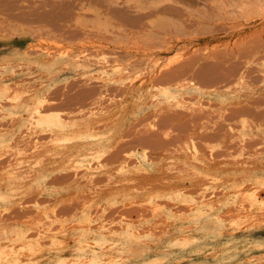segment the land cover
Returning a JSON list of instances; mask_svg holds the SVG:
<instances>
[{
    "label": "rangeland",
    "instance_id": "obj_1",
    "mask_svg": "<svg viewBox=\"0 0 264 264\" xmlns=\"http://www.w3.org/2000/svg\"><path fill=\"white\" fill-rule=\"evenodd\" d=\"M42 50L58 77L35 62ZM118 65L116 84L101 70ZM6 67L17 77L0 85V252L56 234L71 247L87 220L162 236L195 204L231 220L251 190L264 200V0H0Z\"/></svg>",
    "mask_w": 264,
    "mask_h": 264
},
{
    "label": "bare ground",
    "instance_id": "obj_2",
    "mask_svg": "<svg viewBox=\"0 0 264 264\" xmlns=\"http://www.w3.org/2000/svg\"><path fill=\"white\" fill-rule=\"evenodd\" d=\"M38 57H39L38 58L39 60L38 59H35V62L37 60V63L39 65V67L42 70H45L46 72L52 74L53 76L55 75L56 77H58L59 73H57L56 72V69L53 68L54 67V59H53L54 57L50 54V52L49 51L42 50L41 54H39ZM29 60L31 62H33L31 59H29ZM68 64L72 67V63L71 62L68 61ZM119 65L116 66L115 68H113V72H109L108 70L102 69L101 70L102 71V74L103 75H106V77H107V79L109 81H111L113 83H116V84L117 83H120L123 79H122V76H121L122 73H121V68H120ZM14 69L13 68L6 67L4 70H2V72H0V74H2L4 76L11 77L10 79H4V77L0 76V85H1L2 82H3V85L4 84H7L9 80H12L13 78H16L17 77L16 70H14ZM172 73H174V72H172ZM172 73H169L168 76L171 75ZM112 75H114V76H112ZM207 75H205V76H207ZM212 75H214V74H212ZM115 76L117 78H115ZM177 76H179V75H177ZM165 78H166V76H165ZM173 78H174V76H173ZM90 79H92V78H89L87 80L90 81ZM202 79L205 80L204 77ZM133 80L134 79H132V81ZM205 81L208 83L207 80H205ZM209 81H210V79H209ZM164 82H166V81H164ZM240 82H241V78H240ZM184 84L185 83H183V85ZM11 85H12V83H11ZM105 85L106 84H104V86ZM123 85L124 84H122V86ZM183 85H181V86H183ZM185 85L186 86L187 85L190 86L191 84L186 83ZM9 86H10V84H9ZM118 86L119 85H117L116 87L118 88ZM131 86H133V84ZM191 86H193V85H191ZM178 87L181 88L180 87V84H179ZM178 87H176V88H178ZM183 87H185V86H183ZM0 88H1V86H0ZM24 88L25 87H23V89ZM186 88H188V87H186ZM196 88H195V90H196ZM198 88H197V90H199ZM8 89H9V87H8ZM28 89H30V88H27V91H28ZM38 89H39V87H38ZM129 89L131 91V87ZM183 89H185V88H183ZM37 92H38V90H37ZM178 94L175 93V91H172L171 93H168V92L165 91L163 93V96L166 98V101L170 102V101H175L177 99V97H178ZM135 96H134V98H135ZM185 96H186V98H184V99H187V96H188V99L190 98L189 95H185ZM191 96H193V95H191ZM193 97H195V95ZM193 97H191L192 98L191 101L194 100ZM179 98H181V97H179ZM182 99H183V96H182ZM197 99L199 100L200 97L197 98ZM157 100H158V98H157ZM155 101H156V99H155ZM152 102H154V101H152ZM142 103H143V101H142ZM183 103H189V102H183V100H180V104H183ZM173 104L174 103H172V106H173ZM190 104H192V103H190ZM152 105H153V103H152ZM156 105H158V104L156 103ZM168 105H171V104H168ZM174 105H176V104H174ZM192 105H188L189 107H187V109H189L190 106H192ZM198 105H199L198 107L200 108V106L202 105V103L201 104H198ZM158 106H162V105H158ZM165 106L167 107V105H165ZM182 106L181 107H178L177 106V107L180 108V109L186 107V106H183V107ZM198 107L194 106L191 109L194 108L193 111L198 112V110L201 109V108L198 109ZM157 108H156V110H157ZM196 108L198 110H196ZM202 108H204V107H202ZM169 109H171V108H169ZM175 109H176V107H175ZM183 110H185V109H182V111ZM201 110L203 111L204 109H201ZM159 111H161V110H159ZM188 112H190V111H188ZM198 113H200V112H198ZM114 114H116V112ZM3 115H7V114H3ZM174 117H176V116H174ZM251 117H253V116H251ZM167 120H169V119H167ZM2 121H4V120H2ZM56 124L59 127L62 128L61 129L62 130L61 132L67 131V130H65L66 127L62 124V122H60L59 124L58 123H56ZM71 139L72 138H70L69 140H71ZM148 141L149 140H146L147 143H148ZM151 141H154V140L152 139ZM29 144H30V142H29ZM31 145H33V144H31ZM135 147H137V146H135ZM154 147H155V143H154ZM87 150L90 151L91 148L90 149H87ZM2 155L3 154L1 153L0 156H2ZM117 157H118V155H117ZM145 157H146L145 155L144 156H140V158L142 159V163L143 162L145 163V161H146L145 160ZM149 161H147V162H149ZM90 163H91L90 161H86L85 160V162L82 163L83 164L82 167H86V168H89L90 169V167H89L90 166L89 165ZM98 164L99 163H97V165ZM93 172H96V171H93ZM93 172H92V174H93ZM203 174H205V173H203ZM87 175H88V173H87ZM80 180H81V178L79 179V181ZM82 181H83V179H82ZM88 181H89V179H88ZM92 181H94L93 178H92ZM77 185H80V184H77ZM251 191H252L251 194L249 193L251 195L250 196V199H248L249 202H250V204H249L250 208H248V211H245L246 210L245 209L243 212L240 211V213H239V210H237V208L235 207V210H237V211H235V213L238 212L237 213L238 214V217L234 218L237 215H235V213H233L234 216H232L231 213H230L229 216L230 217H233V219H231L230 217H228V218H230L231 220H229V219L227 220L226 218H224V216H226V215H223L222 214V215L219 216L217 214L216 210H214V209L211 208V205L209 206V209H206L204 207H201V206H198V205L195 204L196 207H193L194 208V212H191L193 210H191V205H189L190 207L188 206L189 208L187 210L190 209L191 210L190 212L193 213V214H190L189 217H187L186 219H183V220L182 219H179V218H176L174 215H172V216L169 215L168 216V220H169V223H170L169 224L170 227L167 226V228L164 229V227H166V226L163 225L164 226L163 229H161V230L160 229H158V230L155 229L156 231H159L160 230V233H161L162 236L156 235L157 237L156 236L155 237H147L145 239L142 238V237H140L139 235H137L138 233L135 232L136 230H134L133 228L127 229L125 233H122L121 232L120 235H115V234H118V233H113V232H112L113 234H111V233H108V232L93 231L92 230L93 227H90V223L91 222L89 220H87L86 229H83V228L81 230L78 229V231L80 230V232L73 233V238H72L73 239V243L71 244V247L72 248L70 246H67L66 243H64L65 242L64 239L66 237H63V238H60L59 237L58 238L57 237V234H56V236L53 235L50 238L49 241L46 240L47 241L46 243H43L45 241L44 240L41 241L39 239L40 238L39 237V238L35 239L33 243H29V244L26 243V244H24V242H23V244L21 245L22 247L19 250L18 249L17 250L16 249H13L11 251L12 254H9L8 255L5 251H1L0 252V262L3 260V258H2L3 256H8L6 258L7 259L6 260L7 261L6 264H8V263L9 264H186V263H190V262H193V261H198L199 264H205V263H209V264H264V256L261 255L262 256L261 257L260 255L259 256L254 255V253H256V252L258 253V251L260 252V250H262V248L264 247V200L261 197H259L258 194L260 192L259 193H256L253 190H251ZM238 197H240V196H238ZM246 198H248V197H246ZM229 201H231V200L229 199ZM197 202H195V203H197ZM199 202H202V201H199ZM237 202H239V201H237ZM204 203H206V202H204ZM227 204H228V202L226 203V206H227ZM201 205H202V203H201ZM207 205H208V203H207ZM240 205H241V203H240ZM245 205H244V207H245ZM155 206L156 205H154L153 207H155ZM192 206H194V205H192ZM205 206H206V204H205ZM237 207H240V206L237 205ZM151 208H152V206H151ZM229 210H231V209H229ZM19 215H21V213H19ZM50 218H51V216H50ZM97 224H99V223H97ZM108 224H110V223H108ZM105 225H107V222L103 226H105ZM116 225H117V223H116ZM153 225H154V223H153ZM114 226H115V224L112 225L111 227L115 228L116 226L115 227ZM120 226H122V225H120ZM38 227H40V226L38 225ZM79 227H81V226H78V228ZM100 227H102V224H101ZM122 227H124V226H122ZM135 227H138V226H135ZM146 227H149V226L147 225ZM159 227L160 226H158V228ZM105 228H107V226ZM141 228H142V226H141ZM49 229H47V230H49ZM113 231H115V230H113ZM137 231H139V230H137ZM145 231H147V230H145ZM150 231L153 232L152 230H150ZM156 231H155V233H156ZM50 232H52V230ZM118 232L120 233V231H118ZM123 232H124V230H123ZM48 235H52V233L50 234L48 232ZM46 236L47 235H45V238H46ZM143 236H145V234ZM34 237H36V236H33V238ZM19 239L22 240L23 238L21 237ZM133 246H134V250H136V251H133L132 250V247ZM263 250H264V248H263ZM198 263H196V264H198Z\"/></svg>",
    "mask_w": 264,
    "mask_h": 264
}]
</instances>
